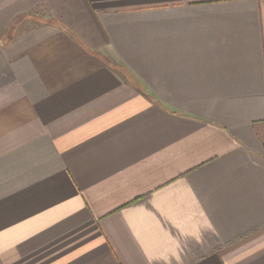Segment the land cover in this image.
<instances>
[{
	"label": "crops",
	"instance_id": "crops-1",
	"mask_svg": "<svg viewBox=\"0 0 264 264\" xmlns=\"http://www.w3.org/2000/svg\"><path fill=\"white\" fill-rule=\"evenodd\" d=\"M0 264H264V0H0Z\"/></svg>",
	"mask_w": 264,
	"mask_h": 264
}]
</instances>
